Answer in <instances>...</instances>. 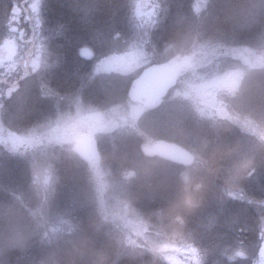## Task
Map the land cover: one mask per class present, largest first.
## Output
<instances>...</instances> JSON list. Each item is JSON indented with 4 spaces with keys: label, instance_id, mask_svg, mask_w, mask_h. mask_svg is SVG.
<instances>
[{
    "label": "trees",
    "instance_id": "16d2710c",
    "mask_svg": "<svg viewBox=\"0 0 264 264\" xmlns=\"http://www.w3.org/2000/svg\"><path fill=\"white\" fill-rule=\"evenodd\" d=\"M19 1L0 0V10L4 11L2 14L7 19L12 14L15 18L19 13V7L17 11L13 8ZM156 1L157 21L152 23L147 35V47L157 46L155 50L153 48L155 56L152 60L155 62L169 61L173 56L163 53L162 47L178 43L188 36L182 45L174 44L175 55L189 54L193 49L198 55L199 44L206 42L207 53L218 41L222 42L218 44L220 47L250 50L264 43V0ZM31 2L24 0L29 7ZM41 4L40 8L46 6L50 15L39 22H45L44 25L48 24L53 31L47 40L43 34L42 43L53 42L57 45L56 52H61L66 46L65 31L83 32L87 28L93 30L92 34L83 40L77 37L74 50L78 44L90 45L96 52V58L117 51L107 52V46L99 45L100 39L103 43L104 40L98 37L97 31H106L104 33L109 35L111 43L119 36L125 41L129 32L126 21L133 23L134 20L131 0H42ZM4 16H0V48L16 38L17 41L20 39V34L11 29V24L7 27ZM35 16L39 15L35 13ZM15 20L14 23L24 27L21 20ZM29 20L26 18V27ZM218 32L223 35L217 37ZM75 34L69 33V36L73 38ZM228 36L232 37L231 40ZM11 46H16V42L13 41ZM9 53L13 54L12 48ZM219 57L213 54L211 61L216 62ZM141 69L128 78L123 89L124 97H127L131 80ZM4 75L6 84L18 77L17 72L13 75L5 72ZM22 82L23 79L19 82L21 86ZM243 84H246L251 98L245 107L236 109L232 118L223 120L221 124L206 122L209 124L207 128L194 133L195 143L191 147L197 155L194 164L183 166L158 157L147 158L137 146L140 150L138 155L146 157L140 158L143 165H147L146 172L144 166L141 169L129 166L131 171L125 172L130 181L126 183L128 188L124 197L151 224L154 232L147 229L154 236L145 237L138 247L124 235H115L116 228L110 219L108 223L98 221L97 224L87 207L89 201L82 196L77 197L80 193L69 198L61 196L58 180L52 188L55 201L47 207L36 204L37 194L24 190L25 184L32 182H42V187L45 184L43 174L37 175V179L34 174L38 172L27 176L22 166L15 163L21 180L18 176L14 182H8L0 169V264H264V67L258 75L245 70ZM248 118L251 124L261 125L260 128L244 129L241 123ZM40 131L42 138L23 133L19 137L18 149L30 150L47 142L50 139L45 135L47 131ZM167 135L164 138L174 136L171 133ZM250 135L255 141L249 145L242 139L249 140ZM176 137L173 140L187 145L184 136ZM9 153L8 148L0 144V168L4 162L7 164L14 159ZM145 161L154 162V165ZM247 162L250 164L239 185L223 190L225 177ZM184 172L192 177L193 187L195 183L204 185L200 202L191 210L178 207L183 196ZM46 173L48 171L44 170ZM178 249H189L192 253L185 256L176 251Z\"/></svg>",
    "mask_w": 264,
    "mask_h": 264
},
{
    "label": "rangeland",
    "instance_id": "374dc122",
    "mask_svg": "<svg viewBox=\"0 0 264 264\" xmlns=\"http://www.w3.org/2000/svg\"><path fill=\"white\" fill-rule=\"evenodd\" d=\"M31 1L30 7L24 4V0L13 6L14 11L18 7L20 10L15 18L12 14L7 19L2 14L4 11L0 10L7 27L11 24V29L20 34L19 41L17 38L13 40L16 46H11L12 41L0 48V144H4L10 158H14L7 164L2 162L0 169L8 182H14L18 176L17 179L21 180L15 163L22 166L27 176L38 172L34 174L37 179V175L43 174L45 184L42 187V182H32L25 184L24 190L37 194L36 204L47 207L55 201L52 188L58 180L57 188L61 196L69 198L80 193L77 197L82 196L89 201L87 207L97 224L98 221L108 223L110 219L116 228L114 234L124 235L138 247L145 237L154 236L151 224L124 197L128 188L126 183L130 181L126 173L131 171L129 166H138V169L144 166L146 172L147 165H143V159H140L146 157L138 155V149L171 133L174 136L167 139L184 136L186 147L196 160L195 150L191 148L195 143L192 138L194 133L207 128L209 124L206 122L221 124L223 120L232 118L235 110L244 108V104L251 99L243 77L245 70L258 75L264 67V43L250 50L235 46L220 47L218 44L222 42L217 40L218 43L208 53L205 49L208 42L200 43L198 55H195L194 49L189 54L175 55L174 44L182 45L189 36L178 43L164 48L161 46L163 53L173 56L169 62L177 69L179 79L176 87L156 107L147 109L142 104L133 103L128 96L124 97L123 89L133 73L155 62L152 60L155 56L153 48L155 50L157 46L147 47V35L152 23L157 21L156 0H131L134 20L133 23L126 21L129 32L125 41L119 36L111 43L109 35L98 25V37L104 40L103 43L100 39L98 44L107 46V52L117 50L99 58L95 57L96 52L90 45L78 44L73 49L77 37L83 40L92 34L90 28L83 29V32L65 31L68 34L64 40L66 46L61 52L55 51L57 45L53 42L42 43L43 34L47 40L52 37L50 32L53 31L39 20L47 19L50 10H46V6L40 8L42 0ZM35 13L39 16L34 17ZM26 18H30L28 27ZM15 19L21 20L24 27L14 23ZM51 20L54 21L52 13ZM229 30L233 35L234 32ZM74 32L75 37L69 36ZM219 35L223 34L218 32L217 37ZM228 38L231 40L232 37ZM84 46L92 50L90 58L80 55ZM11 48L13 54L9 53ZM213 54L220 56L218 61H211ZM5 72L10 75L17 72L18 77L6 84ZM22 79L21 86L19 82ZM241 126L250 129L252 126L260 128L261 125L251 124L248 118ZM40 130L47 131L45 135L50 138L47 142L30 150L24 147L18 149L19 137L23 133L42 138ZM84 130L92 134L97 149L95 157L90 160L81 159L73 149L74 141ZM242 141L249 144L255 140L250 135L249 140ZM145 162L154 165V162ZM44 170L48 173L44 174ZM54 191L56 194L57 191ZM149 228L153 233L147 231ZM176 251L185 256L192 253L189 249ZM262 256L264 258V252Z\"/></svg>",
    "mask_w": 264,
    "mask_h": 264
},
{
    "label": "water",
    "instance_id": "95a60500",
    "mask_svg": "<svg viewBox=\"0 0 264 264\" xmlns=\"http://www.w3.org/2000/svg\"><path fill=\"white\" fill-rule=\"evenodd\" d=\"M83 56H92L88 47L81 49ZM179 74L175 66L168 62H154L145 66L132 80L127 95L132 102L154 107L158 101L167 96L170 90L178 83ZM74 149L86 159L93 158L96 147L91 133L82 131L74 142ZM142 152L147 156L161 158L189 166L194 162L193 153L181 144L165 138H158L152 143L144 144Z\"/></svg>",
    "mask_w": 264,
    "mask_h": 264
},
{
    "label": "clouds",
    "instance_id": "9594fccd",
    "mask_svg": "<svg viewBox=\"0 0 264 264\" xmlns=\"http://www.w3.org/2000/svg\"><path fill=\"white\" fill-rule=\"evenodd\" d=\"M249 164L250 162L245 163L238 171L225 177L223 190L234 189L237 187L239 182L244 178L245 170ZM182 179L184 181L183 196L178 207L191 210L200 202L203 195L204 185L202 183H195V186L193 187L192 177L188 174H186Z\"/></svg>",
    "mask_w": 264,
    "mask_h": 264
}]
</instances>
